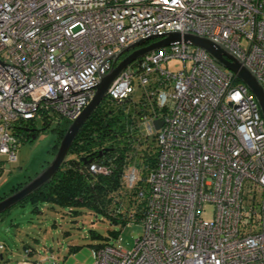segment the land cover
I'll return each instance as SVG.
<instances>
[{"label": "built area", "instance_id": "1", "mask_svg": "<svg viewBox=\"0 0 264 264\" xmlns=\"http://www.w3.org/2000/svg\"><path fill=\"white\" fill-rule=\"evenodd\" d=\"M171 31L220 44L264 87V0H0V166L17 160L21 120L71 122L116 52ZM172 60L182 66L162 67ZM235 79L203 48L176 41L111 82L106 95L136 105L157 156L135 194L145 200L142 233L131 248L118 231L95 244L92 264H264V116ZM138 172L124 170L125 188Z\"/></svg>", "mask_w": 264, "mask_h": 264}, {"label": "trees", "instance_id": "2", "mask_svg": "<svg viewBox=\"0 0 264 264\" xmlns=\"http://www.w3.org/2000/svg\"><path fill=\"white\" fill-rule=\"evenodd\" d=\"M139 115L140 110L131 103L130 98L117 101L105 95L80 127L51 180L16 205L30 203L37 209L39 204L50 203L67 207L73 214L79 212L80 208H87L101 214L109 224L125 225L141 221L145 200L137 198L135 194L138 190H145L147 186L146 177L155 163L157 148L153 138L140 136L137 127ZM38 121L41 122L40 127H37ZM69 123L68 120L58 119L51 128L55 134L50 148L51 157ZM50 125L49 120L45 119L21 120L15 125L14 133L20 137L21 142L34 140L40 131L48 129ZM91 163L105 166L109 172L95 173L90 169ZM131 164L139 167V180L133 189H127L123 185L122 175ZM1 168L3 167L0 166ZM30 178L32 177L27 180ZM27 180L17 182L1 194L0 198L19 188ZM6 212L7 210L1 213L0 218ZM116 231L110 233L115 235ZM71 249L74 251L76 246Z\"/></svg>", "mask_w": 264, "mask_h": 264}, {"label": "rangeland", "instance_id": "3", "mask_svg": "<svg viewBox=\"0 0 264 264\" xmlns=\"http://www.w3.org/2000/svg\"><path fill=\"white\" fill-rule=\"evenodd\" d=\"M152 40H149L151 42ZM177 70L180 60H172L162 67ZM140 91L133 95L138 102ZM40 131L35 139L20 142L12 163L0 169V194L17 182L33 177L51 157L50 148L55 138L51 130ZM40 127L41 122H37ZM142 130L145 128L142 126ZM52 158V157H51ZM50 158V159H51ZM117 230L120 243L131 248L134 236L142 233L140 222L109 224L101 214L87 208L71 213L69 208L42 203L37 209L30 203L14 205L0 218V264H92L93 245L113 241L111 231ZM76 246L73 251L71 248Z\"/></svg>", "mask_w": 264, "mask_h": 264}, {"label": "water", "instance_id": "4", "mask_svg": "<svg viewBox=\"0 0 264 264\" xmlns=\"http://www.w3.org/2000/svg\"><path fill=\"white\" fill-rule=\"evenodd\" d=\"M149 40L152 41L149 42ZM176 41H184L203 48L218 64L232 71L253 94L260 112L262 116H264V87H262L253 73L239 59L220 44L203 36L191 33H180L178 31H171L161 36L151 35L146 38L138 39L125 45L116 52L111 58L112 65L109 70L98 74V80L95 85L93 96L89 99L80 114L68 124L66 131L58 143L54 155L47 165L19 188L0 198V214L10 209L43 184L51 180L67 155L68 149L80 127L104 98L107 88L123 69L152 50L167 46ZM125 53L127 54L123 58H120ZM154 125L158 128L160 121L155 120Z\"/></svg>", "mask_w": 264, "mask_h": 264}, {"label": "flooded vegetation", "instance_id": "5", "mask_svg": "<svg viewBox=\"0 0 264 264\" xmlns=\"http://www.w3.org/2000/svg\"><path fill=\"white\" fill-rule=\"evenodd\" d=\"M1 195V194H0Z\"/></svg>", "mask_w": 264, "mask_h": 264}]
</instances>
